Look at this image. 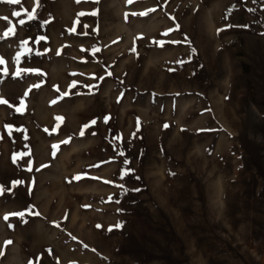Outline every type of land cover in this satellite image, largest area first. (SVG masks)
<instances>
[{"label":"rangeland","instance_id":"374dc122","mask_svg":"<svg viewBox=\"0 0 264 264\" xmlns=\"http://www.w3.org/2000/svg\"><path fill=\"white\" fill-rule=\"evenodd\" d=\"M0 59V264H264V0H0Z\"/></svg>","mask_w":264,"mask_h":264},{"label":"snow or ice","instance_id":"6c2138e0","mask_svg":"<svg viewBox=\"0 0 264 264\" xmlns=\"http://www.w3.org/2000/svg\"><path fill=\"white\" fill-rule=\"evenodd\" d=\"M8 2L9 3H12V4H16V3H19V0H8ZM130 2H131V0H130ZM13 15L19 16L20 13H13ZM21 24H23V21H21ZM0 63H3V60L2 59H0ZM6 103H7V101H5L3 98H0V104H6ZM3 190L4 189L2 187H0V192H2ZM12 215L23 216L24 213H13ZM5 219L7 220L8 217L5 216ZM7 243H11V242L9 241Z\"/></svg>","mask_w":264,"mask_h":264}]
</instances>
